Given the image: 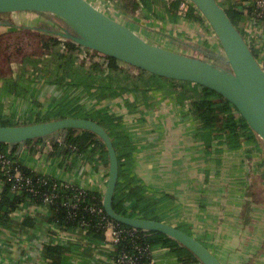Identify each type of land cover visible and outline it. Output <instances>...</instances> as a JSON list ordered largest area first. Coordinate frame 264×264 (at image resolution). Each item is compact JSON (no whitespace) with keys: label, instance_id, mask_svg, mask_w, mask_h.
I'll use <instances>...</instances> for the list:
<instances>
[{"label":"crops","instance_id":"0c3cea01","mask_svg":"<svg viewBox=\"0 0 264 264\" xmlns=\"http://www.w3.org/2000/svg\"><path fill=\"white\" fill-rule=\"evenodd\" d=\"M137 1L135 12L116 7L115 15L146 40L206 60L209 51L221 53L205 23L184 17V5L174 11L170 0ZM32 13L0 14V35L27 30L61 42L55 54L36 56L40 59L37 68L27 65L28 71L12 72L16 88H7L0 76V117L20 122L60 102L111 115L122 140L118 147L130 157L121 182L140 189L142 206L133 209L135 201L126 203L134 216L153 210L152 217L196 237L222 264H251L256 262L254 257L264 256L262 140L255 134V138L241 136L230 144L225 135L201 130L192 113V104L201 93L196 84L120 61L112 66L82 46L71 58L61 60L56 54L66 50L65 39L53 32L62 23L53 16ZM239 26L243 32L252 31L250 46L264 59V24L255 25L242 17ZM235 117L239 123V113ZM34 144L40 150L33 153ZM42 144L40 140L19 147L23 165L103 196L108 164L99 151L72 152L63 159L48 156ZM3 185L0 179V202ZM53 214L47 204L0 208V264H49L43 245L57 243L68 249L61 264H109L113 246L108 234L97 238L85 228H55ZM152 256L155 264H182L165 246L152 247Z\"/></svg>","mask_w":264,"mask_h":264},{"label":"water","instance_id":"95a60500","mask_svg":"<svg viewBox=\"0 0 264 264\" xmlns=\"http://www.w3.org/2000/svg\"><path fill=\"white\" fill-rule=\"evenodd\" d=\"M188 2L214 32L227 68L156 45L129 28L116 15L107 13L89 0H0V14H52L62 23L53 32L60 38L151 74L207 88L228 100L264 143V68L218 0ZM70 129L91 131L105 145L108 175L102 206L112 220L136 229L165 234L187 248L201 264H222L206 245L180 228L115 210L113 198L119 177V162L112 138L98 121L64 117L30 124L0 125V143L14 145L41 139L48 145L57 133Z\"/></svg>","mask_w":264,"mask_h":264},{"label":"trees","instance_id":"16d2710c","mask_svg":"<svg viewBox=\"0 0 264 264\" xmlns=\"http://www.w3.org/2000/svg\"><path fill=\"white\" fill-rule=\"evenodd\" d=\"M114 5L121 11L135 12L139 8V3L137 0H113ZM246 0H221L219 4L225 9L227 15L233 22V24L239 29L241 34H244L243 29L239 26V21L242 18V12L239 10V6L243 4ZM172 3V8L177 11L181 5V11L185 18L192 22L204 23L202 16L199 14L198 10L190 3L185 0H170ZM185 3V4H184ZM48 16H53L52 14L44 13ZM54 17V16H53ZM59 20V19H58ZM60 21V20H59ZM61 22V21H60ZM46 29V28H45ZM48 30V29H46ZM32 32V31H31ZM46 32V31H45ZM35 33V32H32ZM65 46L67 47L62 53H57L56 56L60 57L61 60H67L75 55V51L79 48L70 40H63ZM61 40L57 37L50 36L44 37L40 36L38 41V54H55V48L59 45ZM254 52V49L251 47ZM19 52H21L19 50ZM23 53V62L25 65L35 66L37 68L40 59L37 58L35 53L25 54ZM209 61L216 65L227 68L224 56L219 53L208 52ZM109 63L115 66L118 62L115 58L108 57ZM264 68V65H263ZM5 86L7 88L14 89L17 87L13 81H5ZM236 110L231 103L224 99L222 96L216 94L215 92L201 87V93L198 98L192 104V113L195 119L200 123V128L203 131L208 132H218L219 135H225L227 139L230 140V144H235L241 136L247 139L255 138V133L249 128L244 119L240 116V121L237 123L235 117ZM64 117H84L90 118L98 121L108 132L109 136L113 140L114 147L116 149L118 162H119V177L116 191L113 198V205L115 210L121 214L134 216V213L128 210L127 202L133 200L135 204L133 209L142 206V201L140 199V189L131 187L130 184H123L121 182L122 176L126 173L123 167L130 164V157L127 151L124 153L120 151L118 147L119 143L122 142L120 134L116 131L117 122L114 118L107 113H98L96 111L88 112L82 109L80 106L75 105V103H56L54 106L46 112H37L34 116H26L21 123L11 118L0 117V125H18V124H30L41 121H48L50 119H59ZM41 139L28 140L21 144L9 145L5 143H0V150L8 154L17 163L23 165L22 161L19 159V152L17 151L19 147L23 145H28L36 141L39 142ZM36 144L31 147V152H36L40 148H36ZM46 149V153L51 157L66 158L72 152L80 153H94L99 151L103 156L104 163L108 164L107 150L103 141L93 132L88 130H67L62 131L59 136H54L48 145L42 144ZM11 147V150L9 149ZM30 148V147H29ZM122 158L124 160H122ZM27 174L32 178V183L38 189V194H32L28 190H23L19 194H11V184L7 181L6 176L0 171V179L4 182L3 194L0 202V208L4 205L8 207V210L16 209L21 203H35L43 204L41 201L42 193L48 192L50 187L55 180L58 184L60 180L53 178L51 176L47 178V182L41 183L40 179L42 176L39 173L33 172L26 166H23ZM56 183V184H57ZM57 184V185H58ZM57 197L50 207L54 211L52 222L55 228H62L64 230H74L81 226L87 225V231L89 235H93L97 238H104V230L97 229L95 225L98 222V217L90 213L87 206L90 203L101 204L102 194L96 191H86L85 197L80 201L79 207L75 210L65 208L60 205L62 198L69 195L72 191L70 189L60 192L59 190H54ZM144 209V208H143ZM146 209V206H145ZM144 209V210H145ZM153 210L145 211L140 217L146 219H156L152 217ZM120 224V223H119ZM123 228H130L124 224H120ZM137 237L125 238L120 242L119 248L127 252L129 255L138 256V248H151L154 246H165L168 247L179 259L182 264H188L190 261L196 260L195 256L184 246L180 245L177 241L172 238L155 231H145L137 229ZM68 251L65 246L61 244H44L43 253L45 258L49 261V264H61L63 255ZM146 257H141L140 262H147ZM200 262V261H198ZM201 263V262H200ZM248 264V263H247Z\"/></svg>","mask_w":264,"mask_h":264},{"label":"built area","instance_id":"2783aa9c","mask_svg":"<svg viewBox=\"0 0 264 264\" xmlns=\"http://www.w3.org/2000/svg\"><path fill=\"white\" fill-rule=\"evenodd\" d=\"M188 2V0H185ZM221 0H218V2ZM189 3V2H188ZM96 5V4H95ZM112 5V4H111ZM99 6L101 9L106 11L109 14L115 15V10L107 9V7ZM117 9V8H115ZM239 10L242 12V17L247 19L248 21L252 22L253 24H264V0H246L243 4L239 6ZM207 25V23L204 21ZM208 29L212 33V36L216 39L214 32L212 29L207 25ZM244 32L242 34L250 46V39L252 36V31ZM251 47V46H250ZM91 52H95L92 51ZM221 55H223L222 50L220 51ZM98 56L102 57L103 59L106 58L105 55L95 52ZM258 62L263 67L264 59L262 56H256ZM238 113L236 110H234ZM25 165H21L13 160L8 154L0 150V171L6 176V180L11 184V194H19L23 190H28L32 194H38V189L32 183V178L25 169L23 168ZM40 174V173H39ZM42 178L40 179L41 183H46L47 178L49 175L40 174ZM53 180V178H51ZM53 184L50 187L48 192L42 193L41 201L43 204L51 205L57 197V194L54 190H59L60 192H64L67 189H70L72 192L69 195H66L65 198H62L60 201V205L69 208V209H77L79 207L80 201L86 195V189L73 185L67 181L60 180L59 184L53 180ZM58 185H57V184ZM87 209L90 213L95 214L98 217V222L95 225L97 229H103L104 234H108L110 236V241L113 246V251L108 257L109 264H155V260L152 256V249L145 247V248H138V256L129 255L123 249L119 248L120 242L125 238H134L137 237V229L130 227V228H123L120 226L119 223L112 220L104 211L101 204L97 203H90L87 206ZM54 213V211H53ZM79 228L87 229V225L81 226ZM62 229V228H61ZM141 257H146L148 260L147 262H140Z\"/></svg>","mask_w":264,"mask_h":264},{"label":"rangeland","instance_id":"374dc122","mask_svg":"<svg viewBox=\"0 0 264 264\" xmlns=\"http://www.w3.org/2000/svg\"><path fill=\"white\" fill-rule=\"evenodd\" d=\"M90 2L100 5L102 7L109 6L110 10H116L113 0H89ZM112 4V5H111ZM34 14L32 12H25V14ZM121 21V19H119ZM122 22V21H121ZM38 41L39 37L36 33H32L27 30H20L16 32H11L9 34L0 35V76L6 81H13L12 72L21 71V70H30L31 67L25 65L22 61L23 53H38ZM19 50L21 52H19ZM24 54V55H25ZM37 56H40L38 54ZM22 58V59H21ZM18 123H21L18 122ZM20 125V124H18ZM73 130V129H72ZM74 131V130H73ZM264 254V252H263ZM257 258L254 257L251 264H263L264 256Z\"/></svg>","mask_w":264,"mask_h":264}]
</instances>
